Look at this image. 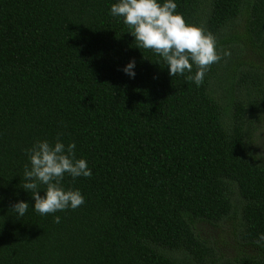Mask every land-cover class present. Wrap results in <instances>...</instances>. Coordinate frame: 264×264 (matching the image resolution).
<instances>
[{
    "label": "trees",
    "instance_id": "obj_1",
    "mask_svg": "<svg viewBox=\"0 0 264 264\" xmlns=\"http://www.w3.org/2000/svg\"><path fill=\"white\" fill-rule=\"evenodd\" d=\"M173 2L222 56L200 86L195 65L172 77L138 47L110 14L119 0H0V264H264V162L249 141L264 118V0ZM58 138L92 176L62 182L82 206L40 215L25 150ZM234 194L256 253L230 260L199 227L234 215Z\"/></svg>",
    "mask_w": 264,
    "mask_h": 264
},
{
    "label": "clouds",
    "instance_id": "obj_2",
    "mask_svg": "<svg viewBox=\"0 0 264 264\" xmlns=\"http://www.w3.org/2000/svg\"><path fill=\"white\" fill-rule=\"evenodd\" d=\"M176 9L177 4L173 0H166L162 5L158 0H119V3L111 6L110 14L123 18V23L130 28V34L135 37L140 49L152 50L163 58L170 76L183 75L185 71L191 73L195 65V75H189L187 79L200 86L210 66L218 63L222 56L217 53L214 35L206 33L202 27L187 24ZM223 55L230 53L224 52ZM134 68L135 60H132L123 71L135 78ZM75 148V143H69L66 147L58 138L54 145L47 140H37L25 150L29 165L24 167L21 187L32 194L35 201L33 210L40 215L69 208L75 210L85 203L79 190L65 189L62 183L65 175L73 180L92 176L86 160L76 158ZM262 158L264 154L255 157L257 160ZM41 185L44 186L43 190ZM41 191L46 195L42 197ZM29 206L19 201L11 211L23 217ZM54 222L60 223V217L56 216ZM262 241L264 234L260 235L257 243Z\"/></svg>",
    "mask_w": 264,
    "mask_h": 264
},
{
    "label": "rangeland",
    "instance_id": "obj_3",
    "mask_svg": "<svg viewBox=\"0 0 264 264\" xmlns=\"http://www.w3.org/2000/svg\"><path fill=\"white\" fill-rule=\"evenodd\" d=\"M255 65L259 59L253 60ZM250 145L255 157L264 154V118L253 124ZM264 162V158L259 159ZM235 214L215 224H201L199 231L203 239L215 247L218 255L223 259H235L243 254L256 253L254 247L245 243L240 236L241 232V199L237 194L232 196ZM257 251H259L257 249Z\"/></svg>",
    "mask_w": 264,
    "mask_h": 264
}]
</instances>
